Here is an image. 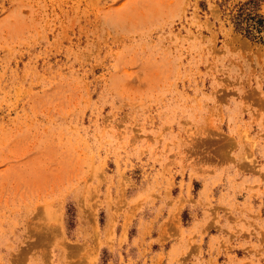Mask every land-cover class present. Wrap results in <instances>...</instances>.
Listing matches in <instances>:
<instances>
[{
    "label": "rangeland",
    "instance_id": "rangeland-1",
    "mask_svg": "<svg viewBox=\"0 0 264 264\" xmlns=\"http://www.w3.org/2000/svg\"><path fill=\"white\" fill-rule=\"evenodd\" d=\"M264 0H0V264H264Z\"/></svg>",
    "mask_w": 264,
    "mask_h": 264
},
{
    "label": "trees",
    "instance_id": "trees-1",
    "mask_svg": "<svg viewBox=\"0 0 264 264\" xmlns=\"http://www.w3.org/2000/svg\"><path fill=\"white\" fill-rule=\"evenodd\" d=\"M234 25L246 36L264 44V18L261 15L249 12L245 17H241L239 14L235 17Z\"/></svg>",
    "mask_w": 264,
    "mask_h": 264
}]
</instances>
